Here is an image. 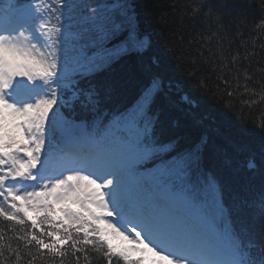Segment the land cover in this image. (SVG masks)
<instances>
[{
	"label": "snow or ice",
	"instance_id": "obj_1",
	"mask_svg": "<svg viewBox=\"0 0 264 264\" xmlns=\"http://www.w3.org/2000/svg\"><path fill=\"white\" fill-rule=\"evenodd\" d=\"M98 8L84 0L0 3V217L19 233L13 247L0 231V257L10 252L20 264L23 249L27 264H64L67 256L78 264V254L87 258L99 243L106 264H264V139L246 161L259 184L244 185L228 223L218 199L207 202L200 178L201 145L218 129L209 126L165 170H139L159 150L151 113L164 86L159 71L138 108L99 134L75 123L100 106L85 78L122 53L143 55L131 23L100 19ZM189 118L203 123L195 111Z\"/></svg>",
	"mask_w": 264,
	"mask_h": 264
},
{
	"label": "trees",
	"instance_id": "obj_2",
	"mask_svg": "<svg viewBox=\"0 0 264 264\" xmlns=\"http://www.w3.org/2000/svg\"><path fill=\"white\" fill-rule=\"evenodd\" d=\"M84 2L98 5L97 11L104 6L107 18L130 22L144 50L142 56L122 53L85 78L98 90L100 106L94 116L76 119L75 123L99 134L109 120L138 108L141 96L151 89V81L158 80L159 71L164 76V86L151 106V113L159 120L157 152L167 168L200 144L209 126L218 129L200 148L201 187L207 196L214 195V189L221 193L220 205L226 209L223 213L228 215L229 223L236 220L238 194L246 184H259V175L246 169V161L264 139V0ZM88 11L82 8L81 16ZM98 18L104 16L98 13ZM225 76L227 86L222 83ZM193 111L203 123L189 118ZM63 115L69 116L68 109L63 110ZM175 188L178 185L174 184ZM244 218L250 221L251 212H246ZM12 227L0 217V231L16 247L12 237L19 233L10 231ZM96 248L87 250V258L78 254V264H106L103 251ZM21 257L20 264H27L29 257L23 249ZM13 262L10 252L0 257V264ZM35 264L60 261L43 258ZM64 264L76 262L67 256Z\"/></svg>",
	"mask_w": 264,
	"mask_h": 264
},
{
	"label": "rangeland",
	"instance_id": "obj_3",
	"mask_svg": "<svg viewBox=\"0 0 264 264\" xmlns=\"http://www.w3.org/2000/svg\"><path fill=\"white\" fill-rule=\"evenodd\" d=\"M116 6V5H115ZM116 239V238H115ZM118 241V239H116ZM146 256L149 258V259H159L158 257H154L153 254L151 253H147Z\"/></svg>",
	"mask_w": 264,
	"mask_h": 264
}]
</instances>
